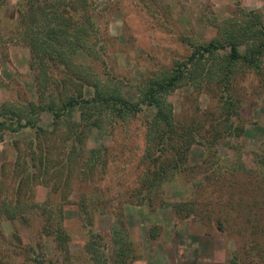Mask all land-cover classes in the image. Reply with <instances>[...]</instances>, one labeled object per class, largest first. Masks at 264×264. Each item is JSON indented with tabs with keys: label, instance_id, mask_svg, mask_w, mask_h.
Returning <instances> with one entry per match:
<instances>
[{
	"label": "rangeland",
	"instance_id": "rangeland-1",
	"mask_svg": "<svg viewBox=\"0 0 264 264\" xmlns=\"http://www.w3.org/2000/svg\"><path fill=\"white\" fill-rule=\"evenodd\" d=\"M13 3L10 0L8 6L11 13ZM88 9L93 13L88 39L98 41L90 45V62L103 78L121 80L128 93L134 89L132 85L145 84L163 67L187 64L193 45L221 43L226 35L224 25L229 29L234 20L246 19L249 12H258L264 24V0H90ZM73 11L69 13L77 18L78 12ZM243 42L239 49L245 51ZM4 44L0 46V103L33 98L28 48L19 42ZM198 55L191 62L196 76L168 95L176 124L191 125L211 141L216 138L215 131L225 128L241 134L228 136V146L223 142L194 144L173 180L143 187L144 199L135 203L140 201L134 195L147 166L165 167L169 160L162 163L171 154L166 148L155 149L153 158L160 155L157 162L145 155L144 121L149 110L112 126V132L102 137L107 147L104 171L95 172L91 185L74 184V192L68 196L72 203L66 205L71 209L67 213L75 218L66 221L64 229L71 237L72 263L91 264L82 248L86 227L76 213L80 193L91 190L96 193V205L89 207L86 215L93 216L95 231L106 239L98 240L100 247L108 243L111 248L110 226L114 220L124 219L135 255L129 264H264V57L260 71L238 65L228 92L236 110L227 121L224 111L216 107L224 93L222 87L204 83L200 75L209 67L210 57H218L219 52ZM60 79L71 91L80 89L78 81ZM52 121V115L45 112L40 123L47 131H87L85 126L65 130L58 125L54 129ZM28 135L4 133L0 141V193L9 201L13 198L24 203L41 204L49 196L62 198V192H52L57 182L49 174L40 177L35 172V177L24 181L17 166L22 159L18 162L14 143L18 141L24 148ZM92 144L93 139L83 135L74 147L87 154ZM17 180L24 181L18 191ZM29 220L30 225L23 218L0 221L2 253L28 241L40 252L53 253V241L45 246L42 243V216L33 211ZM9 258L8 264H17L14 256Z\"/></svg>",
	"mask_w": 264,
	"mask_h": 264
},
{
	"label": "trees",
	"instance_id": "trees-1",
	"mask_svg": "<svg viewBox=\"0 0 264 264\" xmlns=\"http://www.w3.org/2000/svg\"><path fill=\"white\" fill-rule=\"evenodd\" d=\"M89 2L90 0H14L11 13L8 10L10 0H0V46L19 42L28 48L27 66L34 87L31 99L5 100L0 103V141L3 140L4 133L29 134L24 138V148H20L18 141L14 143L18 162L19 158L22 159L17 166L23 171L24 181L25 178L35 177V172L40 177L49 174L57 182V185L52 186V192H62V198L53 199L49 196L41 204L30 201L24 203L17 199L14 201L13 198L9 201L0 193V221L23 218L30 225L29 216L37 211L43 220V245L50 240L54 242L52 254L44 253L43 250L40 252L31 241L24 245L18 243L10 251H0V264H8L7 257L10 259L11 255L17 260V264H56L58 259L61 264H74L68 249L71 237L64 229L66 221L75 218L67 213L71 209L66 205L72 203L68 196L74 190V184L91 185L95 174L104 171V151L107 147L102 137L111 133L110 128L116 123L123 124L141 111L149 110V117L144 121L145 155L151 160L155 158L157 162L160 155L156 154L153 158L155 149L166 148L171 154L162 163L169 160L165 167L147 166L140 187L134 195L140 201L134 200L135 203L144 199L143 187L160 185L169 178L173 180L172 176L180 171L182 163L188 161L194 144L223 142L228 146V136L241 134L225 128L224 131H215L216 138L211 141V138L202 137L199 129H194L191 125L176 124L168 95L177 86L186 84L187 80L196 76L191 62L199 56L198 52L205 51L211 55L216 50L219 52L218 57H210L209 67L200 75L204 78V83L222 87L224 93L216 107L224 111V119L229 121V115L236 110V103L228 93L229 83L238 71V65L259 70L260 60L264 57V24L258 12H249L246 19L241 18L238 22L234 20L229 29L224 25L226 35L221 43L206 41L193 45L187 64L182 67H163L149 76L145 84L132 85L134 89L128 93L121 80H116L114 76L103 78L90 62V45L98 41L95 39L94 43L88 39L93 23V13L90 14L88 9ZM72 10L78 12L77 18L69 13ZM242 38L246 45L245 51L239 49ZM60 77L78 81L80 89L77 92L71 91L61 82ZM1 84L0 75V86ZM45 112L52 115L51 125L54 129L58 125L64 126L65 130L85 126L87 131H47L46 126L40 123ZM72 115L75 118L72 119ZM24 127L33 128L34 131H17ZM83 135L93 139L87 154L78 152L74 147ZM69 139L70 143L66 144ZM24 181L17 180V191ZM12 192L15 196V191ZM94 195L96 193L91 190L82 191L77 201L76 213L82 219L87 233L83 252L91 264H129L128 260L134 259L135 255L131 238L124 227V219L114 220L110 226L111 248L108 243L100 247L98 240L106 242V239L95 231L93 216L86 215L88 208L96 205ZM79 210L86 215L84 218L79 215ZM18 232L21 231L16 234Z\"/></svg>",
	"mask_w": 264,
	"mask_h": 264
}]
</instances>
